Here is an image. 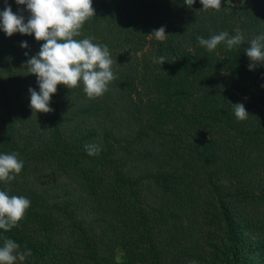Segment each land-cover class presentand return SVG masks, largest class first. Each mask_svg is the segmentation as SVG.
<instances>
[{"label":"trees","instance_id":"16d2710c","mask_svg":"<svg viewBox=\"0 0 264 264\" xmlns=\"http://www.w3.org/2000/svg\"><path fill=\"white\" fill-rule=\"evenodd\" d=\"M7 3L27 22L26 5ZM93 7L74 38L107 45L115 79L92 99L82 82L58 85L48 113L30 107L39 85L27 69L44 42L0 28V154L24 161L0 190L31 202L0 229V247L8 238L31 249L23 264H264V106L247 98L264 93V65L249 70L245 52L264 34V0ZM162 26L166 38H150ZM222 31L243 43L209 52L197 40ZM236 103L247 119H236Z\"/></svg>","mask_w":264,"mask_h":264},{"label":"clouds","instance_id":"9594fccd","mask_svg":"<svg viewBox=\"0 0 264 264\" xmlns=\"http://www.w3.org/2000/svg\"><path fill=\"white\" fill-rule=\"evenodd\" d=\"M17 5H26L30 17L25 22L22 14L13 12L7 0L5 9L0 11V28L11 37L19 32L24 35H33L37 41H43L39 52L27 60V69L30 74L37 77L39 92L30 88V107L33 113L51 112L49 107L52 96L57 92V86L63 84L72 89L81 82L83 91L88 98L102 96L115 76L111 70V59L107 45L93 43V37L75 39L81 35L84 23L95 15L93 0H15ZM191 7L195 0H184ZM204 10L221 8V0H200ZM24 10L21 9V13ZM157 40L166 38L165 27L154 30ZM201 46L209 52L218 45L224 44L226 50L240 46L244 36L237 32L229 35L227 31L214 34L205 39L198 36ZM28 48L27 42L21 45ZM250 64L249 70H254L257 65H264V34L256 36L245 49ZM27 55V53H26ZM154 62L164 64L165 56L154 58ZM237 120L247 119L248 112L243 103L232 105ZM85 151L90 156L98 155L100 148L96 144L85 146ZM18 153L0 154V181L10 182L15 180L23 167L24 161L19 159ZM30 200L23 196H9L0 190V229L5 231L15 227L23 219L26 210L30 207ZM19 245L12 239L6 238L0 247V264H21L32 255L31 249L18 251ZM195 264V262H193Z\"/></svg>","mask_w":264,"mask_h":264},{"label":"rangeland","instance_id":"374dc122","mask_svg":"<svg viewBox=\"0 0 264 264\" xmlns=\"http://www.w3.org/2000/svg\"><path fill=\"white\" fill-rule=\"evenodd\" d=\"M244 1H246V0H222V3L225 6L231 7V6H234L236 4L242 3ZM150 38H155V36L151 35ZM152 41H153V39L150 41L149 45H147L145 47V49L139 53V55L141 57L145 56V55L151 56V50H152V45L151 44H152ZM247 98L252 100V101H254V102H257L261 106H264V93L263 92H258L255 95L247 96ZM117 257L118 258H122L123 257L122 253L118 252L117 253Z\"/></svg>","mask_w":264,"mask_h":264}]
</instances>
